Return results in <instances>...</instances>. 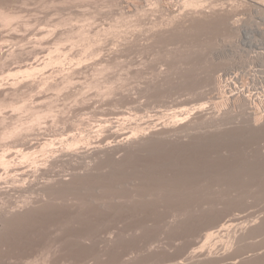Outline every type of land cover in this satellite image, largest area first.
<instances>
[{
  "label": "rangeland",
  "instance_id": "374dc122",
  "mask_svg": "<svg viewBox=\"0 0 264 264\" xmlns=\"http://www.w3.org/2000/svg\"><path fill=\"white\" fill-rule=\"evenodd\" d=\"M0 264H264V0H0Z\"/></svg>",
  "mask_w": 264,
  "mask_h": 264
},
{
  "label": "bare ground",
  "instance_id": "6f19581e",
  "mask_svg": "<svg viewBox=\"0 0 264 264\" xmlns=\"http://www.w3.org/2000/svg\"><path fill=\"white\" fill-rule=\"evenodd\" d=\"M198 2V1H197ZM231 25H233V24H231ZM236 29V28H235Z\"/></svg>",
  "mask_w": 264,
  "mask_h": 264
}]
</instances>
